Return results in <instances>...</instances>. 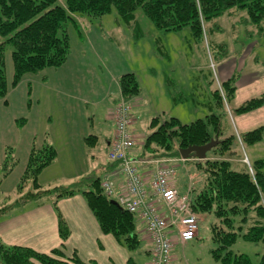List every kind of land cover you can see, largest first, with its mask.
I'll return each mask as SVG.
<instances>
[{
	"label": "rangeland",
	"instance_id": "1",
	"mask_svg": "<svg viewBox=\"0 0 264 264\" xmlns=\"http://www.w3.org/2000/svg\"><path fill=\"white\" fill-rule=\"evenodd\" d=\"M74 18L78 25L67 23L69 54L59 67L26 73L13 85V47L6 43L1 50L7 93L0 99V208L19 203L8 201L7 196L12 197L23 183L21 178L30 151L41 145H51L57 155L59 153L56 163L46 167L50 168L47 172L52 171L49 183L64 180L67 182L60 186L79 185L85 190L90 180L101 177L103 172L99 164H102L105 151L100 128L106 129L108 125L100 127V123L106 122L119 102L118 80L124 74H134L139 84L140 93L129 106L132 120L143 133L149 132L145 127L154 117L160 122L176 118L182 124H189L215 112V108H211V91L219 86L220 77L217 65L213 64L214 54L211 50L210 55L205 40L196 42L193 39L189 28L171 33L158 31L141 10L135 12V24L129 25L122 22L114 10L102 17ZM219 23L226 30L219 38H213L229 39V44L230 39H234V50L241 52L234 58L235 69L242 67L243 74L263 75L264 35L252 39L242 34L234 37L229 32L226 17L220 18ZM245 26L237 24L240 29ZM251 45H255L253 53L244 60L242 55ZM133 127L131 122L128 127L131 133ZM97 134L98 143L88 147L84 139ZM217 139L220 141L222 137ZM239 149V159L229 160L233 168L250 167L254 158H264V134L258 144ZM174 160V183L178 192L185 194L193 187L202 190L201 171L191 168L197 161ZM3 166L10 169L6 176ZM24 184V191H30V180ZM57 185L51 184L50 188ZM43 187L41 189L47 190V186ZM50 196L56 199V194L50 193ZM262 204L264 206V194ZM212 221L209 216L198 217L199 237L176 244L173 264H219L210 255V250L216 248L210 237ZM142 239L143 246L149 248L144 235ZM230 250L257 263L264 255V241L251 243L238 237ZM133 257L136 264H147L148 257H140L137 253Z\"/></svg>",
	"mask_w": 264,
	"mask_h": 264
},
{
	"label": "trees",
	"instance_id": "2",
	"mask_svg": "<svg viewBox=\"0 0 264 264\" xmlns=\"http://www.w3.org/2000/svg\"><path fill=\"white\" fill-rule=\"evenodd\" d=\"M60 1L0 0V99L7 93L4 58L1 52L4 45L7 43L13 47V85H16L26 73H36L46 67L56 68L66 61L69 54L67 23L77 27L74 16L96 18L114 10L122 22L129 25L135 24V12L141 10L158 31L171 33L189 28L196 42L205 40L210 55L211 50L215 55L213 64L217 66L231 56L241 55L240 51L234 50V39H230L232 53L227 42L229 39L220 41L213 38H219L226 30L221 27L220 18H227L229 32L234 37L242 34L244 38L252 39L264 35V0ZM237 24L246 26L240 29ZM244 31L246 34L242 33ZM240 74L241 71H234L227 80L220 82L219 86L211 91V108H215V112L204 119L182 124L176 118H168L163 122L157 117L152 118L144 142L138 146L135 143L132 156L139 160L175 159L179 158L181 149L205 145L213 136L222 137L217 146L206 154L205 160L186 161H197L196 166L191 168L200 170L203 178L202 190L195 187L190 190L191 208L196 216H209L213 219L210 224V237L216 248L210 250V255L215 262L264 264V255L259 257L257 263H253L248 256L230 250L238 237L251 243L264 241V158L254 160L250 167L245 165V168L238 169H234L229 161L239 159V148L254 146L262 140L264 124L238 136H223V119L228 113L243 115L264 106L262 93L239 106L231 107ZM118 83L120 98L127 103L134 102L140 91L135 75L124 74L120 76ZM56 156V150L47 144L30 151L21 178L23 183L17 189L19 197L15 201L19 203L0 208V218L11 208L30 204L40 197L43 198L45 194L54 193L59 199L81 193L100 231L114 237L118 244L132 254L129 255L128 264H136L133 256L140 252V244L143 245V227L134 215L111 203L100 188L101 177L114 170L116 163L107 161L110 167L103 171L100 178L90 180L85 190H81L79 185L73 188L57 186L51 190H42L38 176L44 168L52 164ZM3 167V174L6 176L10 169ZM27 180H30L31 190L25 192L23 187ZM55 209L57 211V208ZM57 219L59 237L65 241L69 230L58 211ZM63 257L59 249L53 250L51 254H42L27 247L6 246L0 242V264H97L84 263L77 257L68 260Z\"/></svg>",
	"mask_w": 264,
	"mask_h": 264
},
{
	"label": "crops",
	"instance_id": "3",
	"mask_svg": "<svg viewBox=\"0 0 264 264\" xmlns=\"http://www.w3.org/2000/svg\"><path fill=\"white\" fill-rule=\"evenodd\" d=\"M254 46H249L247 52H244L242 55L244 60L253 53ZM231 47L232 46L229 45L230 51L233 53ZM234 58V56H231L228 60L217 66L220 82L227 80L234 71L242 70V67L240 69H235L233 66ZM243 59L241 62H243ZM235 66L236 68L239 66L238 62L235 63ZM262 93H264V74L254 75L252 73L243 74L241 72L236 83V91L231 102V107L239 106ZM228 116L229 118H227ZM261 124H264V106L243 115L228 114L223 119V136H238L240 133L253 129ZM103 126H106V129L100 128V136L105 151V157L102 160V164H99L101 173L110 167V164L107 162V151L108 143L113 138L114 134V121L112 115H108L104 124L100 123V127ZM133 126L132 136L136 146H138V144L142 145L147 133H143V131L140 130L135 120H133ZM145 128L147 131V127ZM98 139H100V137L97 134L94 136L89 135L84 140L87 146L92 148L98 143ZM58 155L52 164L54 162L56 163ZM254 160L256 159L254 158L253 161ZM49 167L44 168L38 176V183L42 188H44L43 186H47V190H51L53 189L50 188L51 184H58L57 186H60L59 184L67 182L53 179L54 181L49 183V176L52 172H47L48 169H50ZM7 197L10 199L8 200ZM7 197L5 200L15 201L16 198L19 197V193L16 191L12 197L9 195ZM7 205L9 204L5 206ZM55 208H57V211L67 224L69 230V236L65 241L59 237L57 211ZM197 237H199V235H197ZM0 242L6 246L27 247L42 254H51L53 250L59 249L64 255L63 259L68 260L72 257H77L84 263L128 264V259L130 257L127 249L118 244L114 237L105 235L100 231L81 193L59 199L51 197L50 194H45L43 198L40 197L31 204L28 203L18 208H11L6 215L0 218ZM141 247L137 255L140 257H148L147 264H149V254L146 253L148 252L147 245H142Z\"/></svg>",
	"mask_w": 264,
	"mask_h": 264
},
{
	"label": "built area",
	"instance_id": "4",
	"mask_svg": "<svg viewBox=\"0 0 264 264\" xmlns=\"http://www.w3.org/2000/svg\"><path fill=\"white\" fill-rule=\"evenodd\" d=\"M130 110L129 103L120 98L112 111L114 134L108 143L107 161L116 167L101 177L100 188L142 225L149 244V264H173L176 244L194 240L198 232L190 189L180 194L175 187L174 159L139 160L132 156L135 141L128 129Z\"/></svg>",
	"mask_w": 264,
	"mask_h": 264
},
{
	"label": "water",
	"instance_id": "5",
	"mask_svg": "<svg viewBox=\"0 0 264 264\" xmlns=\"http://www.w3.org/2000/svg\"><path fill=\"white\" fill-rule=\"evenodd\" d=\"M219 143V140L217 137L215 139L210 140L207 144L202 145V146H190L185 149L179 150V155L181 159L183 160H188L190 158H194L197 160H205L206 159V154L217 144ZM116 206V203L111 201Z\"/></svg>",
	"mask_w": 264,
	"mask_h": 264
}]
</instances>
